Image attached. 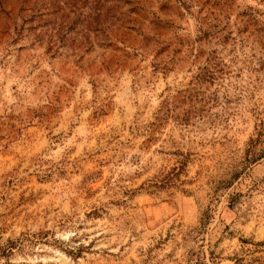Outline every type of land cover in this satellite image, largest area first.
I'll return each instance as SVG.
<instances>
[{"label":"rangeland","instance_id":"1","mask_svg":"<svg viewBox=\"0 0 264 264\" xmlns=\"http://www.w3.org/2000/svg\"><path fill=\"white\" fill-rule=\"evenodd\" d=\"M260 121L264 0H0V264H264Z\"/></svg>","mask_w":264,"mask_h":264},{"label":"trees","instance_id":"2","mask_svg":"<svg viewBox=\"0 0 264 264\" xmlns=\"http://www.w3.org/2000/svg\"><path fill=\"white\" fill-rule=\"evenodd\" d=\"M211 69H215V66L211 67ZM206 72L208 73V71ZM262 158H264V125L263 122L260 121L255 127L254 134L249 138L246 144L243 160L246 164H252L261 160ZM257 245L262 246L263 244ZM15 246L16 244L14 242H8V246H6L5 249L1 251L2 255H4L6 252H10ZM241 262L242 260H236V264H242Z\"/></svg>","mask_w":264,"mask_h":264}]
</instances>
